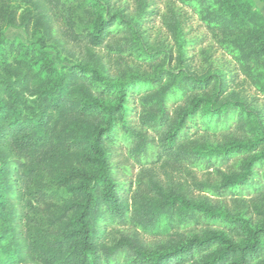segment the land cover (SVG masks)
Returning <instances> with one entry per match:
<instances>
[{
    "label": "trees",
    "instance_id": "16d2710c",
    "mask_svg": "<svg viewBox=\"0 0 264 264\" xmlns=\"http://www.w3.org/2000/svg\"><path fill=\"white\" fill-rule=\"evenodd\" d=\"M19 1L30 7L20 22L0 0L10 49L30 52L3 37L5 25L40 28L42 48H104L119 75L97 60L42 70L0 57V264H264V206L244 198L264 194V15L249 0H177L232 57L257 106L229 93L225 74L192 68L183 48H151V0H135L138 19L111 0ZM125 162L139 166L127 185Z\"/></svg>",
    "mask_w": 264,
    "mask_h": 264
},
{
    "label": "rangeland",
    "instance_id": "374dc122",
    "mask_svg": "<svg viewBox=\"0 0 264 264\" xmlns=\"http://www.w3.org/2000/svg\"><path fill=\"white\" fill-rule=\"evenodd\" d=\"M151 1V12L142 19V27L145 30L148 45L151 48L173 52L174 56L178 55L179 50L183 48L182 53L186 58V62L191 64L192 68L196 70L208 68L225 74L228 80L227 85L229 93L237 94L239 97L253 101L257 106H262V99L239 72L232 57L218 48L213 35L206 29L192 10L184 7L177 0ZM249 1L256 10L260 12L264 11V0ZM111 4L116 10L123 12L129 18H137V4L135 0H111ZM8 6V10L17 12V19L19 22L21 16L30 9L29 6H26V4L19 0H9ZM176 20L177 34L175 35L171 31V23H174ZM43 33V29L40 28L35 29L33 27L30 32H26L21 27L5 25L3 27V37L29 45L30 52L25 53L23 50L18 51L10 49L9 44L0 41V57H5L8 61L25 57L34 61L36 60L38 62L37 68L42 70H45L42 67L45 60H51L55 66L61 69L74 61L94 62V60H97L104 64L109 74L114 77L119 75V72L115 69L116 60L114 57L112 59L109 57L106 49L96 48L93 52L89 53L85 43H81V45L73 44L71 50L66 51L58 47L55 42L48 43L42 48L37 40V36H43ZM43 51L46 52L45 58L42 57ZM124 157L125 155H121L117 157L116 160L120 161ZM125 165L132 166V173L128 175L118 174L120 179L127 185L130 181H135L139 166L126 162ZM196 174L198 179L202 182H216L214 175L203 174L202 172H197ZM185 177V175L184 177L181 176L178 182H183ZM188 181H190V178H188ZM190 188L194 191L195 198L198 200H205L214 205H224L233 208L234 203L231 198H222L210 192L201 191L193 185H190ZM251 197L244 196L251 205L256 203L260 206H264V194L250 199Z\"/></svg>",
    "mask_w": 264,
    "mask_h": 264
},
{
    "label": "crops",
    "instance_id": "0c3cea01",
    "mask_svg": "<svg viewBox=\"0 0 264 264\" xmlns=\"http://www.w3.org/2000/svg\"><path fill=\"white\" fill-rule=\"evenodd\" d=\"M264 14V11H261Z\"/></svg>",
    "mask_w": 264,
    "mask_h": 264
}]
</instances>
